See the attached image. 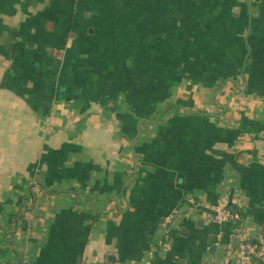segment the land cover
I'll return each mask as SVG.
<instances>
[{"label":"crops","instance_id":"crops-1","mask_svg":"<svg viewBox=\"0 0 264 264\" xmlns=\"http://www.w3.org/2000/svg\"><path fill=\"white\" fill-rule=\"evenodd\" d=\"M244 240L264 0H0V264H252Z\"/></svg>","mask_w":264,"mask_h":264},{"label":"built area","instance_id":"built-area-1","mask_svg":"<svg viewBox=\"0 0 264 264\" xmlns=\"http://www.w3.org/2000/svg\"><path fill=\"white\" fill-rule=\"evenodd\" d=\"M60 51H54V56L60 58ZM233 217L232 214L225 209H218L216 214V221L224 222L229 218ZM238 255L241 259L254 263L255 260L264 264V240L256 242H252V240H244L241 242L238 247Z\"/></svg>","mask_w":264,"mask_h":264},{"label":"trees","instance_id":"trees-1","mask_svg":"<svg viewBox=\"0 0 264 264\" xmlns=\"http://www.w3.org/2000/svg\"><path fill=\"white\" fill-rule=\"evenodd\" d=\"M252 242H256V243H258V241H252ZM253 264H261V262L258 261V260H255Z\"/></svg>","mask_w":264,"mask_h":264}]
</instances>
